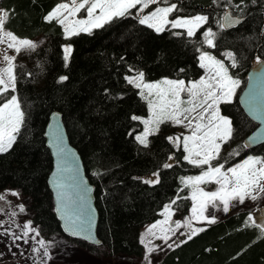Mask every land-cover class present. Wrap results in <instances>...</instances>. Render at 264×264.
<instances>
[{
  "label": "trees",
  "instance_id": "16d2710c",
  "mask_svg": "<svg viewBox=\"0 0 264 264\" xmlns=\"http://www.w3.org/2000/svg\"><path fill=\"white\" fill-rule=\"evenodd\" d=\"M60 2L0 0L1 9L10 12L5 28L37 44L16 58L15 92L24 123L12 148L0 153V191L17 189L28 198V214L44 238L60 236L114 264H123L143 257L141 229L156 221L163 207L181 193L183 176L201 170L183 160L182 146L177 149L165 139L174 136L167 125L149 137L148 147L135 140L143 124L131 117L146 116L148 106L125 77L143 72L147 81L166 77L192 80L203 73V51L228 65L231 61L224 53L231 51L237 66L229 69L242 80L243 88L253 60L264 59V0H169L177 5L172 18L208 17L191 38L181 28L157 33L140 24L134 14L115 17L91 33L66 37L63 26L44 19ZM227 10L242 21L221 29L218 21ZM208 28L217 33L215 48L203 43ZM64 45L73 49L67 66ZM61 76L68 79L60 82ZM238 94L231 103L220 106L221 113L232 121L233 134L215 163L233 164L248 155L264 158V145L252 149L243 145L257 124L243 110ZM54 111L62 113L70 142L96 187L100 245L66 236L55 213L48 183L53 158L45 137ZM234 150L239 154L229 155ZM164 163L173 167L163 168ZM157 171L159 183L143 182ZM188 199L178 203L184 213L190 206ZM249 215L243 210L204 226L206 230L191 240L167 249L156 264H264V239L258 238L257 228L246 226Z\"/></svg>",
  "mask_w": 264,
  "mask_h": 264
},
{
  "label": "snow or ice",
  "instance_id": "6c2138e0",
  "mask_svg": "<svg viewBox=\"0 0 264 264\" xmlns=\"http://www.w3.org/2000/svg\"><path fill=\"white\" fill-rule=\"evenodd\" d=\"M216 2V0H214ZM230 3V0H228ZM143 12L151 5H158L148 14L139 18V23L147 25L157 33L163 32L168 25L172 28H181L186 30L188 37L195 36L196 32L208 21L204 15H195L190 18H176L169 20V15L177 11L175 3H169V0H62L45 17L46 21H55L63 26V32L66 37L78 35L79 33H91L94 28L103 27L115 17H123L130 9L137 8ZM239 7V5H236ZM81 10L87 13L86 19H73ZM10 12L7 9H0V45H6V48L0 54V60L6 63L5 67L0 68V95L9 90L15 92V60L16 56L8 55L7 50L13 49L17 54L21 51L34 50L37 44L27 38L18 37L12 31L5 28ZM238 18L232 17L228 12L225 13L222 20L218 21L221 29L231 27L239 23ZM181 35V33H176ZM216 32L211 28L203 32V43L211 48H215ZM73 49L71 45L63 46V58L67 62L71 57ZM224 55L231 61L226 65L222 59H217L208 51H203L200 55V66L208 70L210 75L202 77L198 81H191L188 84L184 80L163 79L156 82H145L143 72H135L134 75L126 76L128 84L140 90V97L147 101L149 115L142 118L133 115L132 120H138L143 124V131L135 136V140L142 146L148 147L149 137L155 136L160 131V126L170 122L175 126H184L189 134L167 136L165 139L173 144L177 149L181 146L186 153L183 160L189 164L204 169L199 175L182 177L181 182L186 188L191 189L190 199L192 206L190 215L183 221L172 220L175 215L178 202L188 197H181L179 193L164 206V220L152 224L142 236L141 243L145 244L147 254L144 260L152 264L151 255L160 249L159 245H154V239H160L168 248L179 247L186 243L199 233L206 230L205 227H197L196 224H212L216 222L214 215L206 214L209 207L215 210H222L228 213L236 203L244 204L248 199L256 201L264 196V158L248 156L242 163L236 164L225 169L224 163L213 166V161L220 159V153L225 144L232 139L233 128L232 121L227 116L221 114V103H231L235 96L236 89L241 81L234 78L229 68L237 66L235 53L228 51ZM257 63L264 65L259 57ZM264 71V69H262ZM31 75V73H28ZM66 76L59 77V81L67 80ZM183 94V95H182ZM184 96L187 98L185 99ZM255 97H252L254 101ZM250 110L260 111L255 104H252ZM259 118V117H258ZM24 123V112L21 110L19 99L12 95L4 103L0 104V153L7 152L12 148L16 141L17 134ZM261 135L251 138L252 142L261 139ZM57 149V170L53 175L52 183L56 188V198L59 202L57 211L63 212L62 218L65 221V230L72 236L80 237L92 243H100L95 239L92 232V221L85 213L87 203V193L89 189L83 181L76 185V201H72L67 191L68 185L63 182V173L72 171L68 167L69 151L63 145L62 138L58 135L54 141ZM246 143L244 147H248ZM238 151H233L229 155H238ZM74 155V154H73ZM169 160L174 159L169 156ZM226 163V161H225ZM163 168H171V163H164ZM78 171V169L76 170ZM75 180V177H73ZM144 183L155 185L159 183V172H153L151 177L144 179ZM215 183L218 185L214 191H205L202 184ZM182 191V189H181ZM19 196L14 190H6L0 194V200L6 199L7 195ZM70 203H78L80 210L77 212L69 211ZM19 211L24 212L23 204L19 205ZM10 217H15L17 213L11 212ZM15 223L14 220L10 221ZM6 221H0V228ZM174 224V227H173ZM246 226H252L258 229L259 239H264V221L257 222L253 216H248ZM16 227H21L16 225ZM180 235L186 236L185 240L176 241L172 237L181 229ZM30 233H35L31 239L35 240L39 231L32 227V222L27 221L22 226V232L17 235L11 228H3L0 235L11 237V243L7 245L8 251L12 246L20 248L16 241L23 240L28 243ZM151 237L152 239H147ZM147 239V243H145ZM172 241L169 243V241ZM39 247L32 249L33 253H41L40 264H47L51 259L49 247L51 242L43 239L37 241ZM0 252V256H3ZM15 255V253H13ZM23 255V251H21ZM47 258V259H44Z\"/></svg>",
  "mask_w": 264,
  "mask_h": 264
},
{
  "label": "rangeland",
  "instance_id": "374dc122",
  "mask_svg": "<svg viewBox=\"0 0 264 264\" xmlns=\"http://www.w3.org/2000/svg\"><path fill=\"white\" fill-rule=\"evenodd\" d=\"M157 6L158 5H151L148 9H145L143 12H140V11H138V9L140 7L138 5L137 8L130 9L129 12L126 13L125 15L134 14L138 18H140L143 15L148 14L150 11H152ZM0 9H1V7H0ZM86 18H87V13L85 10H81L79 13H77V15L75 17H73V19H86ZM168 18H169V20L176 19V18H172L171 14L169 15ZM167 28H172V27H171V25H168L165 29H167ZM5 48H6V45H0V54H2V52ZM22 52L23 51H21L20 53H22ZM7 54L8 55H14V56H16V58L19 55L13 49H8ZM15 64L17 65V60H15ZM225 64L228 65L226 61H225ZM5 66H6V63L3 62L2 60H0V68L5 67ZM229 72H230V69H229ZM134 74H131V75H134ZM230 74H231V72H230ZM208 75H210L208 70L203 68V73L199 77H197L196 79L184 80V79H175V78H168V77L163 78V79L184 80L186 82V84H188L191 81H198L202 77L206 78ZM128 76H130V75H128ZM234 78L239 79L241 81L239 87L236 89V93H235V96H236L237 93H239V91L242 89L243 84H242V80L240 78H237V77H234ZM163 79H161V80H163ZM144 80H145V82H156V81H147L145 78H144ZM157 81H160V80H157ZM12 95L17 96L16 92H12L11 90H9L7 93H4L3 95H0V104L4 103ZM235 96L233 97V99L235 98ZM184 98L186 99L187 97L184 96ZM145 102L147 103V101H145ZM20 106H21V104H20ZM21 110H22V107H21ZM220 111H221V109H220ZM148 115H149V111H148V114L146 116H139V117L147 118ZM163 125H167L168 129L171 132H173L174 136L181 135V137H182L183 135L189 134V131L184 126H175L170 122H166V123L162 124L161 126H163ZM142 131H143V129H142ZM139 133H137V134H139ZM182 149H183V147H182ZM185 154L186 153L184 152V155ZM248 156L263 158V157L257 156V155H248ZM248 156L236 161L233 164H226L225 163L224 164L225 169L232 167L236 164L242 163L243 160L247 159ZM215 161L216 160H214L212 162L213 166L219 164V163H215ZM203 170L204 169L201 168L199 173L193 174V175H186L183 177L199 175ZM201 187L204 188L205 191H214V190H216L218 185H216L215 183H209V184H202ZM181 189H182V191L179 195L183 196V197H188L189 198L188 200L190 202V206H189L188 212L184 213L183 205H181V204H178L177 206L174 205L173 207L176 208L177 210L175 212V215L172 217L173 221H175V220L183 221L186 217H188L190 215V210H191V206L193 203L192 200L190 199L191 189L184 187L183 184H182ZM6 190L17 191L19 193V196H13V195L9 194V195H7L6 199L0 200V221H6V223L3 225V228H11L14 232L17 233V235H20L22 232V226L25 224V222L31 221V218H30V216L28 214V210H27L29 200H28V198L24 197L21 194V192L17 189L7 188V189L0 191V194L5 193ZM183 192H185V193L182 195ZM180 201H182V200H180ZM21 204H23L25 207L24 212L19 211V205H21ZM163 210H164V207L160 212V217L156 221L146 224L141 229L140 240H141L142 236H145L147 229L152 224H154L157 221L164 220ZM243 210H246V211L248 210L250 212V215L253 216L254 219L258 223L261 221H264V196H262L260 199H258L256 201H252V200L248 199L244 202V204L236 203L235 207H232L228 213H224L222 210H215V209L209 207L208 212L206 214H208L210 216L214 215L216 217V222H218V221H220V220H222V219H224L230 215L236 214V213L243 211ZM13 211H15L17 213V215L15 217H10L9 214ZM12 220H14L15 223H11L10 221H12ZM16 225H20L21 227L18 228V227H16ZM206 225H209V224H207V223H204V224L197 223L196 224L197 227H204ZM32 227L38 229L33 223H32ZM173 227H174V224H173ZM3 228H0V232L3 231ZM185 231H186L185 229L181 228L177 232V234L172 237V240L181 241V240L186 239V236L180 235L181 232H185ZM34 235H35V233H30L29 238H28V243H24L23 240L16 241V244H19L20 248L18 249L15 246H12L11 251H8V248H7V245L11 243V237L0 235V252L4 253L3 256H0V264H40V257L42 256V251L39 254L33 253V251H32V249L34 247H39V245L37 244V241L40 239H43L46 242H51V244H52V246L49 247V253L51 255V259L47 260V264H114V261L107 259V258L99 257L98 255H95V254L91 253L90 251H88V250L78 246L77 244L71 242L70 240L62 238L60 236H57L56 238L46 239L39 232V235L36 236L35 240H33V239H31V237ZM147 239H152V238L147 237ZM147 239H146L145 243H147ZM171 242L172 241L170 240L169 243H171ZM153 244L160 246V249L157 250L156 252L152 253V255H151L152 264H156V263H158L159 259L162 257L163 253L166 252L167 249H169V248L160 239H154ZM144 246H145V244H144ZM21 251H23V255H21ZM13 253H15V255H13ZM146 254H147V250L145 247V252H144L143 257L129 260L128 262H124L123 264H148V262L146 260H144V257ZM44 259H47V258H44Z\"/></svg>",
  "mask_w": 264,
  "mask_h": 264
},
{
  "label": "water",
  "instance_id": "95a60500",
  "mask_svg": "<svg viewBox=\"0 0 264 264\" xmlns=\"http://www.w3.org/2000/svg\"><path fill=\"white\" fill-rule=\"evenodd\" d=\"M226 12L230 13L234 18H238L240 22L242 21V17L232 14L230 10H227ZM231 27H227L226 29ZM260 59L264 61L263 58ZM262 69H264V65L257 63V58L254 59L247 74V81L238 94V100L243 110L249 116V118L252 119L257 124L256 128L253 131H251L243 140V145H245L246 143L249 145L248 147H245L246 149H252L256 146L264 145V71H262ZM253 96L255 97L254 101L252 100ZM252 104H255V106L258 107L260 111L250 110L252 108ZM58 135L62 138L63 145L69 151L70 159L68 162V167L72 169V171L63 173V178H64L63 182L66 185H68L67 191L70 194L72 201H76V192L78 190L76 185L79 184L80 181H83V183L89 189H91L87 193V203L84 210L88 218L92 221L93 236L95 237L96 240L100 242L98 244L84 240L80 237L72 236L69 232H67L65 230V221L62 218L64 213L57 211L59 202L57 201L56 198V188L53 185L52 180H53V175L57 170V154H56L57 149L54 146L53 141ZM256 135H261L262 138L256 140L255 142H252L251 138ZM45 137H46L47 146L49 147L53 158V165H52V170L48 177V183L54 200L55 213L61 223V227L64 234L73 239H80L94 245H100L102 241L97 233L98 222H99V211L96 206V187L93 183H91L87 175L85 165L83 163L82 157L78 149L70 142L61 112L54 111L51 114L49 122L46 126ZM77 169L78 171H76ZM73 177H75V180H73ZM79 210H80V206L78 203L69 204V211L77 212Z\"/></svg>",
  "mask_w": 264,
  "mask_h": 264
}]
</instances>
